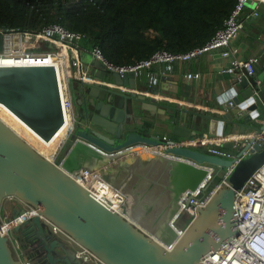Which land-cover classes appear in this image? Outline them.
Segmentation results:
<instances>
[{
	"label": "water",
	"instance_id": "obj_1",
	"mask_svg": "<svg viewBox=\"0 0 264 264\" xmlns=\"http://www.w3.org/2000/svg\"><path fill=\"white\" fill-rule=\"evenodd\" d=\"M263 7L264 1H259L255 8L264 13ZM3 40L0 36V50ZM111 75L117 86L82 81L75 93V118H84L86 127L78 128L75 122L60 157L62 167L0 117V264H22L2 222L6 199L12 201L14 216L24 210L18 200L38 209L39 214L15 226L34 264H87L77 254V243L107 264H197L239 233L234 217L236 189L264 164V133L262 142L257 141L264 131V70L238 77L236 85L242 90L233 87L227 103L218 100L199 123L209 128L211 136L226 131L242 134L221 142L223 147L239 149V159L178 144L157 133L128 130L132 119L127 114L143 105L142 99L117 88H134L136 74L112 71ZM0 101L48 140L66 121L58 69L51 63L0 65ZM183 111L180 108L181 113H172L162 123L174 124L175 134L188 137L190 131L178 130V122L188 121ZM257 117L259 126L253 122ZM214 120L220 121L216 131L211 127ZM107 137L122 140L115 143ZM249 148L251 153L244 155ZM197 163L213 164L217 170L235 163L231 185L220 186L179 235L171 220L179 210L180 198L208 176V169ZM83 169L121 188L128 199L127 213L99 200L71 174ZM52 224L68 237L56 233Z\"/></svg>",
	"mask_w": 264,
	"mask_h": 264
},
{
	"label": "built area",
	"instance_id": "obj_2",
	"mask_svg": "<svg viewBox=\"0 0 264 264\" xmlns=\"http://www.w3.org/2000/svg\"><path fill=\"white\" fill-rule=\"evenodd\" d=\"M250 0H237L231 13L223 19L221 27H219L214 35L204 42L185 51H171L167 48H159L155 50L150 56L139 59L131 63H117L109 59L103 52L99 45L93 46L90 51L93 56L99 58L104 67L109 71H115L121 75L127 72H134L136 76L146 75L150 83L156 85L160 80V72L154 71L155 64H163L161 73L173 71L175 64L180 60H189L195 58L203 53L219 49L223 56H231L230 63L222 71L236 73H245L254 75L256 73V64L259 62L258 56H251L248 58H238L234 56V51L231 48L232 40L244 28V20L242 14L245 10L247 3ZM264 1V0H260ZM260 12L255 9L253 14L258 15ZM0 36H3V49L0 50L1 57H12L19 62L12 65H45L50 64L43 61L34 55L37 54H52L54 57L58 55L62 57V80L64 83V91L66 93V105L69 109H73L74 118L71 120L70 127L67 128L63 135H56L48 140L39 133L27 126H17L16 131L31 143L38 151H40L48 159L54 161L62 167L63 161L61 154L66 143L69 141L71 134L75 131V110L74 101L71 93V84L69 79V71L66 67L65 59H70L75 66H80L81 60L79 57L82 48V41L88 38L89 34L80 30H73L65 27L61 23L52 22L37 30H15L3 29L0 27ZM46 41L52 47L58 46L59 49H46L40 48V44ZM63 49H67V53ZM53 64V63H51ZM58 69V66H56ZM82 81H96L103 83L100 79L90 77L87 72L78 73ZM59 75V71H58ZM201 73L187 72L188 78H198ZM60 88L61 79L59 75ZM260 82V80H258ZM108 83V82H107ZM112 86H117L115 83H108ZM119 87V86H118ZM123 87V86H121ZM62 90V89H61ZM64 103V100H63ZM230 104H233L230 101ZM261 132L258 135L257 141L262 142L263 136ZM243 136V135H241ZM163 139H168L165 135ZM198 144H207L203 141L193 142ZM207 151L214 155L234 158L237 157L230 148L223 147L221 144L208 145ZM251 147H254L253 144ZM147 148H150L147 147ZM151 149V148H150ZM160 151L161 149H151ZM250 148L244 153L249 155ZM162 152V151H160ZM180 159H186L182 156H175ZM241 157H237L239 159ZM208 169V176L203 184L194 190H187L180 198V207L175 217L171 220L172 225L176 228L179 235L184 232L186 225L190 222L191 218L199 212V209L204 207L210 196L222 185H231L229 176L231 175L235 163L225 168L222 173L220 181L212 184L217 173V167L213 164H200ZM79 182L85 185L93 195L99 200L109 205L113 209L125 213L127 195L121 189L112 184L101 174L92 172L89 169H83L77 173H71ZM209 185L208 189H203L204 186ZM120 191L121 197L117 201L109 195L106 190ZM105 191V192H104ZM17 200V199H16ZM22 205L23 211L17 215L13 212L2 214V222L8 232V235L17 251L22 264H32V260L23 259L22 256L25 252V246L19 235L15 232V226L23 223L27 219H31L39 214L38 209L20 200L17 201ZM17 205V204H16ZM45 218L44 216H42ZM234 217L238 221L240 231L237 235L233 236L230 240L226 241L217 250H212L202 257L198 264H264V164L255 171L245 182L243 187L236 189L234 201ZM46 219V218H45ZM52 228L56 233H61L66 238L68 235L61 230L57 225L52 224ZM171 246V245H170ZM77 254L82 258L83 262L87 264H107L92 251L85 246L77 243Z\"/></svg>",
	"mask_w": 264,
	"mask_h": 264
},
{
	"label": "trees",
	"instance_id": "obj_3",
	"mask_svg": "<svg viewBox=\"0 0 264 264\" xmlns=\"http://www.w3.org/2000/svg\"><path fill=\"white\" fill-rule=\"evenodd\" d=\"M237 0H0V27L37 30L58 22L89 34L117 63H131L159 48L185 51L209 40ZM44 41L40 48L56 49ZM221 175L215 174L212 184ZM220 181V180H219Z\"/></svg>",
	"mask_w": 264,
	"mask_h": 264
},
{
	"label": "crops",
	"instance_id": "obj_4",
	"mask_svg": "<svg viewBox=\"0 0 264 264\" xmlns=\"http://www.w3.org/2000/svg\"><path fill=\"white\" fill-rule=\"evenodd\" d=\"M259 1L250 0L249 2ZM255 9L246 5L242 14L245 23L244 28L232 40L231 48L234 51V56L238 58L258 56L259 62L256 64V73H259L264 70V13L261 12L255 15L253 14ZM56 49H59V47ZM63 50L65 53L68 52L67 49ZM85 52L91 51L82 44L79 53L80 66H75L70 59H65V65H67L66 67L70 73V84L71 80H74V88L80 91L82 80L78 73H84V71L90 77L94 75V78L104 81L105 85L114 83L113 79H111L112 72L105 67L106 74L104 79L102 78L103 76L96 75L98 66L83 60ZM230 60L231 56H223L221 51L216 49L189 60L177 61L174 70L164 74L161 73L163 64H155L153 70L161 74L160 80L156 85L150 83L146 75H142L136 76L134 88L130 85H123V87L117 88L124 93L134 92L136 96L142 99L141 104L143 105H138L133 109V112H127V116L132 119V122L127 127L128 130H135L146 135L157 133L160 137L166 135L168 139H173L178 144L196 147L203 151H207L208 145L221 144L223 141L242 137L240 133L229 131H226L223 135L214 134V136H211L213 134L209 132V128L203 129L199 127V123L204 120V114L211 112V105L218 100L227 103L231 97L230 90L233 87L242 90L241 86L236 85V80L245 73H240V71L236 73L222 71L229 65ZM190 71H199L201 75L198 78H188L186 73ZM180 108L184 109L183 112L188 121L178 122L179 124L181 123L178 130L190 131V136L188 137L175 134L173 131L174 124L162 123V120L171 116L172 113L174 115L181 113ZM222 111L224 112V110ZM253 122L259 126L261 119L257 117ZM219 126L220 121L214 120L211 126L212 131H216ZM198 141H203L207 144L193 143ZM230 150L238 155L239 149H236L235 146L230 148ZM224 170L218 168V174L222 176ZM12 210V201L7 199L3 203L2 213L12 212ZM23 255L27 257L25 259L33 261L27 247H25ZM32 264L34 263L32 262Z\"/></svg>",
	"mask_w": 264,
	"mask_h": 264
},
{
	"label": "bare ground",
	"instance_id": "obj_5",
	"mask_svg": "<svg viewBox=\"0 0 264 264\" xmlns=\"http://www.w3.org/2000/svg\"><path fill=\"white\" fill-rule=\"evenodd\" d=\"M34 56L38 57L40 59V61H43V63L44 62L53 63L54 65L58 66V71H59V75H60V79H61L62 100H64L63 104H64L65 115H66L65 124H64L63 128L58 132V135H60V134L63 135L66 132L67 128L70 127L71 120L74 118V112H73V109H71V108L69 109V107L66 105V102H65L66 101V93H65V91L63 89L64 88V83H63V80H62V72H61V65L63 63L62 57H60L58 55H55L53 57L52 54H49V53H47V54H37V55H34ZM61 61H62V63H61ZM17 62H19V60L15 59V58H12V57H1L0 58V65H12V64H16ZM0 117L5 122H7L10 126L15 128V129H16L17 126H22V125L27 126L28 128H31L26 121H24L16 112H14L11 108L7 107V105H5L1 101H0ZM106 192L109 195H111V197L114 199L113 201H117L118 198L121 197L120 191H115L114 192L111 189H107ZM125 212L127 213L126 210H125Z\"/></svg>",
	"mask_w": 264,
	"mask_h": 264
},
{
	"label": "rangeland",
	"instance_id": "obj_6",
	"mask_svg": "<svg viewBox=\"0 0 264 264\" xmlns=\"http://www.w3.org/2000/svg\"><path fill=\"white\" fill-rule=\"evenodd\" d=\"M256 5H257V2H248L247 3V6L251 7V8H255ZM263 9H264V7H263ZM83 60L86 61V62L93 63L94 65L98 66V69H97V72H96L97 76H105L106 72H105L104 65H103L102 61L99 58L93 56V54L91 52H85V56L83 57ZM74 83H75V81L71 80L72 93H73V98H74V102H75V93L77 92V89L74 88V86H75ZM88 88H89V90H93V91L96 90V87H94V86H89ZM76 126L78 128L79 127H81V128L86 127V120L84 118H81V117H76ZM107 138L108 139L112 138L113 141H115V143H117L118 141L122 140V137H120V138L107 137ZM222 169H225V168H222ZM219 180L220 179L218 178L217 181H219ZM5 201H7V199ZM126 208H127V206H126ZM22 258L25 259L27 257L23 255Z\"/></svg>",
	"mask_w": 264,
	"mask_h": 264
},
{
	"label": "flooded vegetation",
	"instance_id": "obj_7",
	"mask_svg": "<svg viewBox=\"0 0 264 264\" xmlns=\"http://www.w3.org/2000/svg\"><path fill=\"white\" fill-rule=\"evenodd\" d=\"M16 205V204H15ZM125 210H126V208H125ZM127 211V210H126ZM23 241V244H24V246L26 247V242L24 241V240H22Z\"/></svg>",
	"mask_w": 264,
	"mask_h": 264
}]
</instances>
